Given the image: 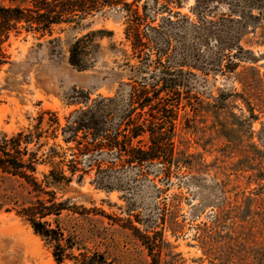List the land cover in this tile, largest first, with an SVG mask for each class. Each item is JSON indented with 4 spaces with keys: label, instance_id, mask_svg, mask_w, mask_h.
Instances as JSON below:
<instances>
[{
    "label": "rangeland",
    "instance_id": "rangeland-1",
    "mask_svg": "<svg viewBox=\"0 0 264 264\" xmlns=\"http://www.w3.org/2000/svg\"><path fill=\"white\" fill-rule=\"evenodd\" d=\"M158 2L133 6L147 38L140 54L127 39L130 16L122 7L55 27L52 36L12 38L11 64L0 70V137L33 128L45 112L63 128L102 99L110 115L103 125L115 130L133 88L156 92L162 105L178 106L170 163L113 167L117 156L106 150L80 157L82 185L57 193L74 212L57 223L112 264H264V0ZM97 31L110 35L89 43V69L79 71L70 47ZM170 82L184 87L166 89ZM57 136L41 153L73 148L71 159L83 148ZM33 198L0 173V264H57L17 215Z\"/></svg>",
    "mask_w": 264,
    "mask_h": 264
},
{
    "label": "trees",
    "instance_id": "trees-1",
    "mask_svg": "<svg viewBox=\"0 0 264 264\" xmlns=\"http://www.w3.org/2000/svg\"><path fill=\"white\" fill-rule=\"evenodd\" d=\"M128 1L9 0L8 5L0 4V70L11 64L8 47L11 46L12 38H19L24 32L41 38L52 36L55 27L72 24L79 26L83 20L96 16L106 8L122 7L127 11L128 17L130 16L127 39L133 41L135 54H140L146 47L147 38L140 31L142 18H139L137 10H133L138 0L131 3ZM155 3L158 4V0ZM200 4L201 0H198V5ZM107 34L110 35V32H91L78 39L69 50L70 64L79 71L88 70L86 57L89 54V43L95 37ZM168 85H164L166 89L184 87V84L173 82ZM161 101L159 96L156 97V92L150 95L146 89L133 88L130 109L115 130L103 125L102 117H106V123H109L110 115L109 108L104 106L109 100L102 99L97 105L72 115L63 128L56 114L45 112L38 117L33 128L12 136L4 134L0 137V173L18 179L34 197L17 215L51 247L57 264H64L66 261L74 264H112L104 254L86 252L80 248L75 236L66 235L57 222L64 212L74 210L70 208L69 200L59 201L57 193L74 182L82 185L86 171L80 168L83 163L78 159L86 155L91 157L94 151V154H98L100 150H106L117 156L113 167L118 165L117 161L139 168L170 163L176 150L173 137L174 117L178 106H165ZM85 103H88L87 100ZM46 116L49 118L46 119ZM59 131L62 132L65 144L76 143L83 147L78 150L79 154L73 152L71 159H67V151H73V148H68L63 153L50 148L47 153H41L47 145L44 141L58 138ZM80 134L82 135L79 136ZM146 136L148 141H145ZM40 166H47L49 170L39 173ZM98 167L101 169V166ZM97 183L99 189H105L103 181L97 180ZM52 218L54 223L50 221Z\"/></svg>",
    "mask_w": 264,
    "mask_h": 264
}]
</instances>
